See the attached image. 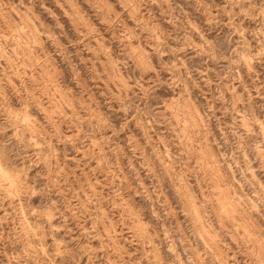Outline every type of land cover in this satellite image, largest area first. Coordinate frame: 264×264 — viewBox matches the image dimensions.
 Instances as JSON below:
<instances>
[{
    "label": "rangeland",
    "instance_id": "374dc122",
    "mask_svg": "<svg viewBox=\"0 0 264 264\" xmlns=\"http://www.w3.org/2000/svg\"><path fill=\"white\" fill-rule=\"evenodd\" d=\"M0 184V264H264V0H0Z\"/></svg>",
    "mask_w": 264,
    "mask_h": 264
},
{
    "label": "bare ground",
    "instance_id": "6f19581e",
    "mask_svg": "<svg viewBox=\"0 0 264 264\" xmlns=\"http://www.w3.org/2000/svg\"><path fill=\"white\" fill-rule=\"evenodd\" d=\"M184 118V117H183ZM4 174V173H3ZM6 174H7V172H6ZM6 174H4V175H6ZM8 176V175H7ZM9 177V176H8ZM1 185V184H0ZM4 188V187H3ZM10 190V189H9ZM9 195V194H8ZM14 196V195H13ZM208 244V243H207Z\"/></svg>",
    "mask_w": 264,
    "mask_h": 264
}]
</instances>
